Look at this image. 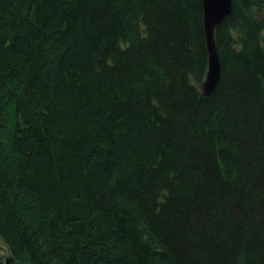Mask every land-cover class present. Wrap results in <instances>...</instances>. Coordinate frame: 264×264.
<instances>
[{
	"label": "trees",
	"instance_id": "1",
	"mask_svg": "<svg viewBox=\"0 0 264 264\" xmlns=\"http://www.w3.org/2000/svg\"><path fill=\"white\" fill-rule=\"evenodd\" d=\"M262 8L0 0V264H264Z\"/></svg>",
	"mask_w": 264,
	"mask_h": 264
},
{
	"label": "water",
	"instance_id": "2",
	"mask_svg": "<svg viewBox=\"0 0 264 264\" xmlns=\"http://www.w3.org/2000/svg\"><path fill=\"white\" fill-rule=\"evenodd\" d=\"M203 6L204 29L209 53V66L206 80L202 85V90L204 96H209L218 85L222 73L221 60L215 40V32L225 19L232 14L233 0H203Z\"/></svg>",
	"mask_w": 264,
	"mask_h": 264
},
{
	"label": "rangeland",
	"instance_id": "3",
	"mask_svg": "<svg viewBox=\"0 0 264 264\" xmlns=\"http://www.w3.org/2000/svg\"><path fill=\"white\" fill-rule=\"evenodd\" d=\"M261 13L264 15V8H262ZM0 256L3 258L4 261L8 259V250L5 245L0 241ZM6 264H13L12 262H8Z\"/></svg>",
	"mask_w": 264,
	"mask_h": 264
},
{
	"label": "bare ground",
	"instance_id": "4",
	"mask_svg": "<svg viewBox=\"0 0 264 264\" xmlns=\"http://www.w3.org/2000/svg\"><path fill=\"white\" fill-rule=\"evenodd\" d=\"M216 40V39H215ZM208 50V49H207ZM219 53V52H218ZM208 55H209V53H208ZM219 57H220V55H219ZM221 60V59H220ZM208 66H209V60H208ZM207 72H208V69H207ZM207 76V75H206ZM205 80H206V77H205ZM205 80H204V82H205ZM203 82V83H204ZM203 83H202V85H203ZM201 90H202V87H201ZM202 94H203V90H202ZM204 96V95H203ZM206 97V96H205Z\"/></svg>",
	"mask_w": 264,
	"mask_h": 264
}]
</instances>
